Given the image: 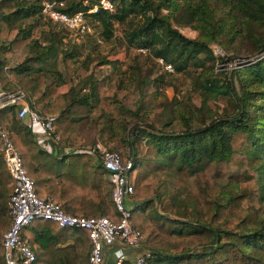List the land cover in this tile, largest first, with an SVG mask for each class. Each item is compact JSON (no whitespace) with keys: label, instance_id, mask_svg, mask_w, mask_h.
I'll list each match as a JSON object with an SVG mask.
<instances>
[{"label":"trees","instance_id":"1","mask_svg":"<svg viewBox=\"0 0 264 264\" xmlns=\"http://www.w3.org/2000/svg\"><path fill=\"white\" fill-rule=\"evenodd\" d=\"M63 1L65 11L72 13L88 10L100 0H86V5ZM109 1L114 11L98 8L96 12L86 13V19L91 18L94 24L102 27L105 39L112 36L115 21L126 22L128 46L147 49L153 57H161L172 64L174 70H181L191 58L196 59L200 54L205 59L197 62L204 67L217 58L226 61L216 56L209 46L210 42L225 46L221 41L223 35L231 41L238 36L241 42L244 38L256 42L253 51L258 59L254 61L255 56L250 55L247 59L250 64L234 68L228 74L211 69L198 78L203 100L211 96L225 104L220 114L199 119L194 124L188 121L179 128H168L169 120L156 127L144 119L147 103L139 93V85L134 89L133 97L139 99L134 109L109 99L103 94L108 78L100 79V71L88 73L94 59L91 53L78 64L79 53L63 46L57 32L42 45L30 38L32 24L17 25L22 18L34 15L37 9L30 4L23 6L0 0L1 89H22L27 92L31 105L33 103L42 114L54 115L55 130L63 144L85 142L83 132L88 124L94 132L105 134L111 130L110 121L119 118V122L126 123L133 116L127 131L130 136L127 144L133 161L134 193L141 179L139 172L134 173L144 167L166 172L168 178L171 177L167 184L177 187L176 192L164 193V197L158 193L144 196L133 193L131 196L132 225L143 235L141 243L152 247L147 258L149 264H264V39L257 34L264 33V0ZM38 9L40 13V2ZM173 22L198 31V36L182 34ZM59 57L66 77L75 76L77 80L67 94H58L51 101L50 96L65 82V76L57 70ZM103 57L95 58L98 64L109 63L114 70L122 66L119 59ZM130 66L133 79L137 67L134 63ZM41 72L53 76L49 85H45ZM32 73L38 77H31ZM86 88L89 93H81ZM204 104L203 101L201 106ZM76 106L83 108L85 115L72 121L83 119L87 126L69 123ZM165 106L170 118L173 113L179 119L182 114L179 107L174 111L170 105ZM120 117L123 118L120 120ZM0 126L9 132L40 197L56 199L64 211L73 215L117 218L110 182L103 184V189L108 191L103 200L97 194L99 187L93 173L84 172L82 166L79 176L70 182L77 190L75 196H69L63 188L65 181L62 180L68 174L78 175L79 161H86L89 166V155H69L62 161L51 157L32 140L30 129L18 117L15 106L0 109ZM126 126L122 128L125 130ZM99 139L105 146L117 150L108 146L103 136ZM143 146L146 152L141 156L139 150ZM54 173L59 177L57 185L50 178ZM98 174L101 171L98 170ZM225 181V185L231 186L226 192L223 190ZM11 183L12 177L0 149V264H5L1 233L10 223L7 204L12 193ZM180 191H184V195L180 205H176ZM153 232L156 236L162 232L168 236L195 237L199 239L200 248H180L171 252L161 246L154 247ZM21 234L36 245L34 264H88L90 241L85 229L60 227L51 220L35 219Z\"/></svg>","mask_w":264,"mask_h":264},{"label":"rangeland","instance_id":"2","mask_svg":"<svg viewBox=\"0 0 264 264\" xmlns=\"http://www.w3.org/2000/svg\"><path fill=\"white\" fill-rule=\"evenodd\" d=\"M41 0H8V3L11 4H21L25 5H33L37 12L34 15L30 16L33 20L32 22H28L25 17L22 18L17 25L21 26L22 24H32L31 31L33 32V39L42 40V42L49 41L51 36H53V32H57L58 36L62 37L61 42L63 46L74 50L79 53L76 57L78 64L82 62L85 58V55L91 53V58H94L92 64H96L97 58L98 60L103 58H108V60H113L115 54H119L122 60V66L119 69H115L113 67H107L106 69H101L100 79L108 78V82L105 81V86L103 87V94L107 95L109 99L114 101H121L128 105V108H136L139 105V99L134 98V89L137 85H139V93L146 100V113H145V121L148 123H152L154 126H162V121L166 122L169 120L170 125L168 128H172L176 126H183L190 121L192 124L198 122L199 119L206 120L210 116L215 114H220L225 109V104L221 99H213L211 96H206V100H203L204 96L199 89V77H201L208 70H213L218 73L228 74L234 68H241L250 64L248 62V57L255 56L256 52L253 50L256 49L254 46L256 42L248 41L247 38H244L243 42L236 36L235 40L231 41L229 37L223 35V39L221 40L223 44L210 42L209 46L215 52L216 56H219L226 61H219L217 58L216 61L212 63V61L208 62L206 67L198 64L197 60L205 59L203 54H200L196 59L191 58L187 65L181 70H174L172 73L165 72L160 65L157 63L156 58L150 52L140 53L136 49L135 45L128 46L125 42L126 37L125 34L127 32V23H120L115 21L112 26V36L109 39H105L103 37V29L101 26L96 25L92 22V19L89 18V27L90 32L85 34H76L75 32H69L66 29L60 28L58 29L55 26H52L50 22L42 17L39 13V2ZM67 3L78 2L83 5L87 4L86 0H65ZM14 6V5H13ZM81 11H86L83 9H79ZM132 18V17H128ZM23 26V25H22ZM21 26V27H22ZM173 26L178 28V30L188 36V37H197L198 31L190 28V27H179L173 22ZM260 36V39H264V33H257ZM39 42V41H38ZM237 52V53H235ZM253 52V53H252ZM232 59L230 57L232 56ZM234 54H237L236 56ZM248 59V60H247ZM134 63V66L137 67L136 74L132 79L131 73L133 68L131 69V64ZM212 66V68H210ZM94 67V65L92 66ZM76 68V66H75ZM153 81V83H152ZM205 102L204 107L201 106L202 102ZM170 105L174 108V111L177 107L180 108L182 114L178 116H174L172 113V118H170L171 114L167 111L166 106ZM201 111H200V110ZM200 111V112H199ZM205 111V114L202 112ZM187 112V113H186ZM202 113V115H201ZM116 118V117H113ZM123 117H120V120ZM115 122H109L111 126V130L106 131L105 134H101L100 131L96 133L94 132V128L88 124L87 128L84 129L83 137L85 138V142L83 145L91 144L96 138H101L103 136L106 138L107 145L119 150L123 158H127L131 156L128 139L130 136L127 133L128 129L133 123V116L128 118V122L122 123L119 122L118 119H114ZM126 129L122 128L123 125H126ZM32 138V137H31ZM32 140H34L32 138ZM78 145V144H77ZM141 156L146 152V146L142 147L139 150ZM138 152V154H139ZM132 157V156H131ZM145 168L144 170L136 169L134 174H138L141 176L140 181H137L135 185V194L139 195H148V194H160L161 197L169 195L171 193L176 192V188L171 184H167L170 182V178L164 171H153ZM28 170V168H27ZM138 170V171H137ZM226 181L224 182V185ZM223 185V186H224ZM230 184L224 186V192L229 191ZM178 195V193H177ZM184 195V191H180L178 195L179 202L176 205H180L181 196ZM137 199V198H135ZM133 200V199H132ZM157 209L160 207L158 204ZM172 216L175 215V212H170ZM262 215L264 217V208L262 211ZM7 225L6 228H8ZM6 229H3V233ZM153 228L151 229V231ZM2 233V234H3ZM155 234V232H153ZM152 237V236H151ZM199 239L195 237H181L173 234L171 236L163 235L162 232H159L156 236H153L152 246L168 249L171 252H174L180 248H184L185 250H190L192 248L199 249L200 244H198ZM145 248L148 251L152 247H148L145 245ZM173 248V249H170Z\"/></svg>","mask_w":264,"mask_h":264},{"label":"built area","instance_id":"3","mask_svg":"<svg viewBox=\"0 0 264 264\" xmlns=\"http://www.w3.org/2000/svg\"><path fill=\"white\" fill-rule=\"evenodd\" d=\"M102 8L114 11V5L109 0H100L86 11L68 13L63 0H41L40 14L52 26L63 28L76 34L90 32L86 13H93ZM147 53L145 48L136 49ZM160 67L168 73L174 72L172 64L163 58H156ZM15 106L17 115L23 119L31 131L37 128L41 136L37 137L40 148L50 154L65 157L74 153H86L98 160L107 174L111 184V200L117 214L116 219L107 215L79 216L62 209L58 201L52 197L42 198L35 190V183L28 175L21 155L14 145L9 132L0 126V149L12 177V193L7 204V215L10 219L8 228L2 234V249L5 264H34L35 251L31 241L22 236L24 227L35 219H46L58 226L77 227L85 229L90 241L88 264H104V253L108 247L136 248L141 244L143 235L131 222V196L134 193L132 181L133 161L130 156L123 160L119 151L105 146L99 138L89 145H67L61 141V136L55 130V116L42 114L38 108L31 105L27 92L22 89L5 91L0 89V109ZM149 251L137 254L131 264H149ZM127 254L120 253L113 264H123Z\"/></svg>","mask_w":264,"mask_h":264},{"label":"crops","instance_id":"4","mask_svg":"<svg viewBox=\"0 0 264 264\" xmlns=\"http://www.w3.org/2000/svg\"><path fill=\"white\" fill-rule=\"evenodd\" d=\"M25 19L28 22H32L33 21L30 16L25 17ZM22 25L24 26V24H22ZM33 37H35V36L33 35V32H31L30 38H33ZM38 41L42 45H45V44H47L49 42V41L42 42V40H38ZM114 59H119L121 61L123 60V58L119 54H115V56L113 57V60ZM107 60H108V58H107ZM123 61H126V60H123ZM12 62H14V60ZM93 65H94V67H92ZM107 67L111 68L112 66L109 63L92 64L90 66V70L88 71V73H90L92 71H100L101 72V69L103 70V69H106ZM57 70L59 72H61L63 74V76H65V82L63 84L59 85L56 88V91L50 96L49 100H51V101L58 94H67L69 92L70 87L72 85H74L76 83V80H77L75 78V76L66 77L65 71H64V67H63V61H62L61 57H59L58 60H57ZM40 74H41V77H43V79L45 80V85H49L51 83V81L53 80V76H51L47 72H41ZM30 76L31 77H36V78L38 77V75H36L35 73H32ZM0 89H1V86H0ZM81 93H83V94L84 93H89V89L88 88L82 89ZM73 111H74V112H72L73 114L69 116V119H70L69 123L70 124L83 123V126H87L86 124H84L83 119L78 121V122H73L72 121V120H76L79 117H82V115H85V112H83L84 111L83 108H80V107L76 106V107L73 108ZM30 135L34 139V141L37 142V137L41 136V132L37 128L36 131H31L30 130ZM83 143L84 142H82V143H70V144H67V145H77V144L78 145H83ZM75 154L76 155H85L86 153H74V154H71V155H75ZM50 155H51V157H53V158H55V159H57L59 161H62V159H64V157H60L59 155H55V154H50ZM87 155H89V154H87ZM90 157H91V161L89 162V166L86 163V161H79V164L76 167L77 171H78V175H75L74 173H70V174L67 175L66 178H64L62 180V181H65L63 188L67 190L69 196H75L73 194H75L77 190L73 189V187L70 184V182H74L73 178L74 177L76 178L77 176H79L80 167L82 166L84 172L89 170L90 172L93 173V177L96 179V185L99 187L97 189V194H98L99 197H102L103 200H105L106 196L108 194V191L103 189L104 188L103 184H104V182L109 184V180L107 178V174L101 168L99 161L94 159L92 156H90ZM64 163L66 164L67 162L65 161ZM95 170H97V171H95ZM98 170L101 171V174H98ZM62 172L63 171H61L60 173H62ZM60 173H58V174H60ZM62 177H64V176H62ZM50 178H52L54 180V184L55 185L59 184V177H58V175H56V173H54ZM104 204L107 205V203L105 201H104ZM106 207L108 208V206H106ZM2 233H1V235H2ZM68 244H71V242H68ZM32 245H33V248L36 249V245L35 244H32ZM146 250H148V249L145 248V245L143 243H141L140 246L136 247V248H120L119 246H111V247H108L106 249L105 253H104V264H113L114 260L116 259V257L122 252L127 254V260L123 264H131V262L133 261L134 257L137 254H139L141 252H145Z\"/></svg>","mask_w":264,"mask_h":264},{"label":"water","instance_id":"5","mask_svg":"<svg viewBox=\"0 0 264 264\" xmlns=\"http://www.w3.org/2000/svg\"><path fill=\"white\" fill-rule=\"evenodd\" d=\"M256 59H258V57H256V56H255V57H253V60H254V61H255Z\"/></svg>","mask_w":264,"mask_h":264}]
</instances>
